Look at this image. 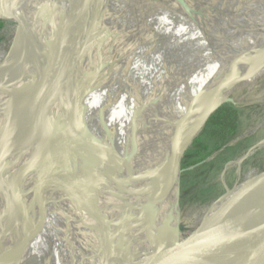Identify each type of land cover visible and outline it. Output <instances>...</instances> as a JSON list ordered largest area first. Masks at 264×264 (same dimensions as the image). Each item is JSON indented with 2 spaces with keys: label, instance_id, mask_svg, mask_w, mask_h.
I'll use <instances>...</instances> for the list:
<instances>
[{
  "label": "bare ground",
  "instance_id": "6f19581e",
  "mask_svg": "<svg viewBox=\"0 0 264 264\" xmlns=\"http://www.w3.org/2000/svg\"><path fill=\"white\" fill-rule=\"evenodd\" d=\"M127 1L27 0L0 9L16 26L14 34L26 36L25 54L13 52L5 60L9 70L29 63V73L39 71L41 48L53 35L54 26L43 21L50 3L62 27L58 59L34 77L41 82L37 91L19 90L35 82L24 70L11 78L16 88L0 86V264L20 245L14 264H107L127 238L134 242L127 254L133 253L124 262L137 255L145 245L141 223L162 217L164 205L153 209L143 201L164 197V158L179 116L201 91L212 89L214 107L230 96L233 83H254L264 70V54L242 61L264 37V0H154L129 8ZM209 3L236 32L219 27ZM155 8L157 15L151 14ZM145 22L152 34L145 39L160 46L138 50L147 57L148 75L138 69L140 57L129 56ZM254 25L261 32L249 34ZM115 29L122 31L123 46L115 43ZM135 29L139 34L126 39ZM195 29L232 49L218 52L213 39L207 43ZM131 69H138L141 86L125 83ZM165 94L169 114L162 127L158 117L143 119L144 144L133 149L127 138L133 99L161 100ZM8 111L15 115L5 116ZM203 112L185 122L187 135ZM87 140L96 148L84 146ZM229 220L235 226L226 234ZM204 239L193 243L203 246L196 264H257L252 258L264 264V180L241 187L209 229L208 242ZM153 254L134 264H153Z\"/></svg>",
  "mask_w": 264,
  "mask_h": 264
},
{
  "label": "rangeland",
  "instance_id": "374dc122",
  "mask_svg": "<svg viewBox=\"0 0 264 264\" xmlns=\"http://www.w3.org/2000/svg\"><path fill=\"white\" fill-rule=\"evenodd\" d=\"M1 22L0 65L8 58L16 27L7 19ZM260 32L259 25L248 31L252 35ZM253 47V54L242 56L243 62L263 56L264 37L254 42ZM249 80L237 82L229 96L237 110L236 131L224 143L219 142L214 147L212 129L207 127L211 115L186 148L180 162L175 193L163 208L161 221L164 222L165 232L160 253L153 254V264H196L202 250L200 245L193 246V243H197L203 225L212 227L215 224L225 204V191L264 172V70L254 83ZM193 102L190 101L189 105ZM122 141L124 144L123 138ZM93 157V160L89 159V164L91 160H96ZM234 226V221L229 220L225 233H229Z\"/></svg>",
  "mask_w": 264,
  "mask_h": 264
},
{
  "label": "water",
  "instance_id": "95a60500",
  "mask_svg": "<svg viewBox=\"0 0 264 264\" xmlns=\"http://www.w3.org/2000/svg\"><path fill=\"white\" fill-rule=\"evenodd\" d=\"M27 0H0V9L3 7H7L10 5H17V7H21L25 4ZM119 1V0H118ZM154 0H128L127 2H125V7L129 8L130 4L133 3H141V6L143 5V2H151ZM175 3H178V0H172ZM110 3L109 1L106 3V6H108ZM155 5V4H154ZM49 6H51L50 10H48L47 14H45L43 16V21L44 23L50 28L52 26H54L53 28V35L51 37V39L49 40V42L45 43L44 46L41 48V54L38 57V62H40L39 65V71H42L45 68H48V70H50L51 68H53V66L55 65L59 53L56 49L57 45L60 43L61 40V32H62V27L59 25V14H57V12L54 14L53 10H54V6L55 3H50ZM157 6V5H156ZM209 7L211 12H214V18L217 21L219 27L221 25L220 28L223 29L224 32H236L233 29V27L231 26V24L229 23L228 19L223 15L220 14V11L217 8V5L214 3H209ZM66 9V8H65ZM129 10V9H128ZM159 11V9L155 8L151 11V14L153 15H157V12ZM170 11V10H169ZM66 12L64 9L61 11V13ZM173 15H175L176 17L179 16V14L177 13V11L175 10H171L170 11ZM216 13H219V15H217ZM179 18L181 20L184 21V19L182 17L179 16ZM1 20H5L2 17H0V21ZM19 17H15V21L17 22V29H20V24L19 23ZM143 23V22H142ZM54 24V25H53ZM143 25V24H142ZM150 23L145 22L143 27L146 28L142 31V33L140 34L139 38L140 42L134 45V47L131 48V50L129 51V56H131V58L137 59L139 58L140 61H142V65L138 68L140 69L144 75H148V61H147V57L146 55H142L138 52V50L140 48H146L148 49H152V48H156L159 51V43L156 42V44L153 43V41L151 40H146V37L151 36L152 34H149V32H147L148 27H149ZM195 31L200 35L203 34V40H205L207 43H211V45L213 46V48L217 49V51L219 52H225V51H230L232 49V45L231 46H227L226 49L225 47H222V45L220 43H218L217 41H215V38L212 36H207L205 32H198L196 29ZM122 31H119L118 29L112 31V34H114V39H115V43H117L118 45H122L123 46V42H121V35ZM152 33V30H151ZM205 33V34H204ZM136 34H139L136 32V29L132 32L130 31L127 35L128 37H126V39H130L131 37L133 38ZM235 35V34H234ZM131 36V37H129ZM143 36H145L144 38H142ZM201 36V35H200ZM236 36V35H235ZM26 39V36L22 33L19 34L17 33L14 37V42L13 45L11 46L7 57H9L13 52H22V54H25L24 52V45L22 44V42H24V40ZM54 44V46H53ZM146 53V52H145ZM6 57V58H7ZM27 64V65H26ZM24 66L25 67H20L19 69L15 70V69H7L6 67V61H3L0 65V86H6L9 88H16V86L18 85V82L14 81L12 82L11 78L14 76H19L21 74V72L24 70L26 75H27V79L29 81H35L33 85H31L29 88H22V87H18L19 90L21 92H24V95H29L34 93L35 91H37L40 87H41V82L40 81H36L34 79V77L36 75H38V72L35 74L29 73V63H26ZM138 65V64H137ZM23 66V65H22ZM137 69V70H138ZM137 70L135 69H131L129 71V75L128 78H126L125 83H128L129 87H134L133 84L135 85H142L143 81L142 78L139 76V74L136 72ZM126 73V72H125ZM164 81V80H163ZM237 82L233 83V87H232V91L234 89V85ZM20 84V83H19ZM142 89V87H140ZM141 90H139V96L142 97L141 94ZM231 95V94H230ZM150 96L146 94V97ZM212 96H213V91L212 89H206L201 91V93L199 94L198 99H196L193 103H191L190 105H188L186 108V111H184L178 118L177 123H176V139H174L171 147L169 149H167L166 151V156L164 158V164H163V168H164V179L166 182V189L164 192V197L162 199L160 198H155L153 201H143L144 203V207H149V208H153V209H157L159 207H161L162 205L168 204L169 201L172 199L173 194L175 193V189L177 187V182L179 179V174H180V162H181V158L186 150V148L194 141V139L196 138V136L199 134V131L203 128V126L206 124V122L209 120V118L211 117V115H213V113L215 111H217L222 105L224 104H231V105H235L232 99L225 98L222 102L218 103L217 105H215L214 107H212L211 102H212ZM163 99L159 100V99H154V100H147L145 101L144 98H141V100H138V102L134 101L133 99V103L135 102V105L132 106V112L130 115V124H129V131H128V135L127 138H129L130 142L129 144L133 147V149L137 148V146H139V149L141 148V144H144V140H143V135H142V131L143 128L145 126H143V119H147V121H150V116L152 117H158L161 122H160V127H162L163 121L166 119V115L169 114V111L167 110L166 106H165V100L167 99V94H165L164 97H162ZM163 105L162 110H160L161 106ZM135 106V107H134ZM204 111L202 113V117L198 119V122L195 126V128L193 129V132L189 135H187L186 133V124H189V122L192 120V118H196V115H200V113ZM15 115V112H6L5 116H12ZM149 117V118H148ZM198 117V116H197ZM141 119V120H140ZM139 122V123H138ZM142 125V129L139 128V126ZM139 128V139L137 137L138 132H135L137 129ZM148 128V126H147ZM158 128V130H159ZM150 129H146L147 131V136L149 135V131ZM157 130V131H158ZM154 131V128H153ZM86 133V132H85ZM1 141V138H0ZM146 141H149L148 137L146 139ZM2 143H0L1 146ZM84 146H89V149H95L96 145L94 144L93 140H87V142H84ZM91 144V145H90ZM134 151V150H131ZM135 152V151H134ZM264 180V172H262L261 174L255 176L254 178H252L251 180L243 183V184H239L237 187H234L231 190H226L225 191V196L223 197V199L225 200V204L224 207L222 209L221 212H223L226 207H228L229 205V201H231V197H234V194L241 188L244 186H252L257 184L260 181ZM215 206V205H213ZM214 208V207H213ZM221 212L219 214H221ZM141 225H143V229L141 230V227L138 226L136 228L137 230H141L142 232H140L141 236H144L145 239V245L141 247L140 252L137 255H133L131 259H128L126 262H124V260H126L128 258V256H131V254L133 253L131 250L132 245L134 244V242L130 239H126L123 244L118 247L115 252L112 254V256L110 257V260L108 261L107 264H134V262L136 263V261L138 259H140V257L143 255L144 256H148L149 253L151 252H157L160 253V247H161V243H163V235H164V222H162L159 219L156 220H149L147 222V225L145 224V221H143V223H141ZM211 225L207 226V225H203L201 227V235L198 237L199 238H205L204 239V243L208 242L209 240V229H210ZM138 237V236H137ZM124 238V237H123ZM132 239V238H131ZM201 246V250L203 248L202 244ZM128 249H130V253L127 254ZM22 251V245L19 246L18 249H16L13 254L10 256L9 259H7L6 264H14L15 260L17 259L18 255L21 253ZM251 262H256L257 264H262L261 261L257 260V259H251Z\"/></svg>",
  "mask_w": 264,
  "mask_h": 264
},
{
  "label": "trees",
  "instance_id": "16d2710c",
  "mask_svg": "<svg viewBox=\"0 0 264 264\" xmlns=\"http://www.w3.org/2000/svg\"><path fill=\"white\" fill-rule=\"evenodd\" d=\"M0 28H2V22L0 21ZM237 110L233 105H224L215 111L208 123L211 128V137L215 147L219 142H225L231 134L236 131V119Z\"/></svg>",
  "mask_w": 264,
  "mask_h": 264
}]
</instances>
